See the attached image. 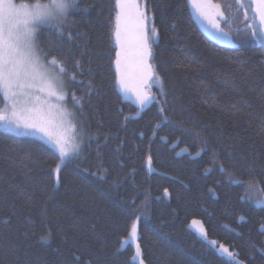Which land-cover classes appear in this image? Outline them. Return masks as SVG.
<instances>
[{"label":"trees","instance_id":"obj_1","mask_svg":"<svg viewBox=\"0 0 264 264\" xmlns=\"http://www.w3.org/2000/svg\"><path fill=\"white\" fill-rule=\"evenodd\" d=\"M215 1L237 48L209 41L188 0H144L158 104L140 115L116 89L115 0H80L64 38L36 29L42 60L68 73L82 145L62 162L47 143L0 129V264H237L193 221L243 264H264V207L228 179L264 187V42L249 34L252 11Z\"/></svg>","mask_w":264,"mask_h":264},{"label":"snow or ice","instance_id":"obj_2","mask_svg":"<svg viewBox=\"0 0 264 264\" xmlns=\"http://www.w3.org/2000/svg\"><path fill=\"white\" fill-rule=\"evenodd\" d=\"M237 10L247 18V12H253V18L258 17L260 26L249 25V34L253 38L264 39V0H234ZM80 0H48L41 3L39 0L33 5L27 3L15 4L13 0H0V97H3L5 109L0 112V127L7 130H15L21 134L28 130L39 128L38 122L33 119V114L44 108L58 107L52 104V100L64 101L66 96L63 92V77L68 75L62 66V61L56 57L49 58L48 54L37 51L34 43L36 29L46 26L49 30H54L61 38L65 37V24L69 17L75 12L81 11ZM116 12V38L123 49L122 31H125L129 20L134 16L140 32L141 56L142 59L151 57V49L147 44V20L146 11L142 10L136 0H115ZM218 14L223 16V11L219 5L215 6ZM231 8V5H229ZM203 15V13H201ZM213 26H218L213 22ZM154 31V29H153ZM218 31L223 32V29ZM72 34L67 33V38L71 39ZM116 64L119 68L121 64V53L116 54ZM78 64V62H77ZM145 68L151 70V65L145 64ZM57 69L58 71H53ZM75 81V76H72ZM121 83H123V73H121ZM73 99H75L73 97ZM141 105L146 103L149 97L140 96ZM79 104V101H77ZM163 111V109H161ZM71 115V114H70ZM166 119V117H165ZM59 152V159L68 155L65 151V142L59 139L50 140ZM73 151H78V145ZM149 166L151 157H148ZM57 172L60 171L58 166ZM221 171L226 170L221 166ZM229 182L233 185H240L244 188L242 200H254L257 206L264 207V187L260 185L258 179L244 180L229 175ZM253 192L255 195H253ZM130 235L137 236V227L134 222L131 226ZM215 244V242H212ZM137 254L139 246L137 244ZM227 255L233 253L222 248ZM79 259V257H75ZM141 264L143 262L141 261Z\"/></svg>","mask_w":264,"mask_h":264},{"label":"water","instance_id":"obj_3","mask_svg":"<svg viewBox=\"0 0 264 264\" xmlns=\"http://www.w3.org/2000/svg\"><path fill=\"white\" fill-rule=\"evenodd\" d=\"M136 2L140 5L141 9L146 11L144 1L141 3L139 0ZM189 10L191 17L200 30V32L212 43L222 47V48H237L238 45L234 42L233 38L222 28L221 23L226 21V16L223 12V16L218 14L216 5H219L220 10L223 11L220 4L216 3L214 0H188ZM256 7H264V5H257ZM116 8V5H115ZM117 12V8H116ZM203 13V15H201ZM258 23V17H256ZM213 22L218 26L219 29H223V32L218 31L217 27L213 26ZM260 25V24H259ZM156 37V36H155ZM123 49H121L120 43L116 38V24L114 31V42L116 48V54L121 53V64L118 68L116 64V54L114 60V71L116 76V89L118 95L122 99L123 104H129L137 109H139V115L142 114L147 109L151 108L154 104L158 103L150 94L146 91L151 87V82L154 80L155 75L153 74V67L151 63L152 58V48L149 41L148 30H147V44L151 49V57L142 59L141 51V40L140 32L137 21L133 16L128 24L125 31H122ZM145 64L151 65V70L149 71L145 68ZM121 73H123V83H121ZM140 96L149 97L143 105L139 102ZM139 117V116H138ZM188 154L182 151L179 156ZM195 156L194 158H198ZM149 169L155 173L162 175L157 172L153 167L152 163ZM259 207V206H257ZM229 229V228H228ZM231 230V229H230Z\"/></svg>","mask_w":264,"mask_h":264},{"label":"rangeland","instance_id":"obj_4","mask_svg":"<svg viewBox=\"0 0 264 264\" xmlns=\"http://www.w3.org/2000/svg\"><path fill=\"white\" fill-rule=\"evenodd\" d=\"M13 2L19 5L18 3L15 2V0H13ZM42 3H47V2H42ZM29 5H33V4H29ZM255 39L257 40V38ZM53 71H58V70L53 69ZM63 88H64V81H63ZM65 102L66 99L64 101H56L55 99H53L52 104L58 105V107L44 108L39 112L33 114V119H35L40 125V127L44 129L43 131H40L39 128H37L35 130L25 131L23 134H21L15 130H7L2 127H0V129L17 135H24V136L37 138L47 143L56 151H57L56 147L53 146V143H50V140L55 141L56 139H59L64 141L65 151L68 153L66 157L61 159V161L64 162L73 156H77L79 154V149L82 145V138H80L76 129V125H75L76 121L74 122V119L72 118V116H70L71 113L69 109H67ZM4 103L6 102L4 101ZM4 109H5V104L3 105V107L0 108V112H3ZM76 145H78V151L74 152L73 148ZM57 153L59 154L58 151ZM190 227L198 235L204 237L213 247H215L219 251V253L237 261V264H243L242 262L236 259L234 254L232 256H229L224 251H222V248H226L228 249L229 252H231L229 248H227L226 246H224L223 244L217 241L210 240L201 222L193 221ZM212 242H215V244H213ZM136 261H138V259Z\"/></svg>","mask_w":264,"mask_h":264}]
</instances>
